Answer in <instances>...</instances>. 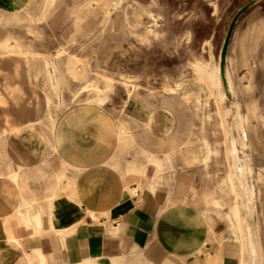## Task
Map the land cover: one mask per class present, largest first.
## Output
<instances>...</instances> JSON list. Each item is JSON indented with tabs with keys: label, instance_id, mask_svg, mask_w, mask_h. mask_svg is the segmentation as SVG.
I'll use <instances>...</instances> for the list:
<instances>
[{
	"label": "crops",
	"instance_id": "obj_1",
	"mask_svg": "<svg viewBox=\"0 0 264 264\" xmlns=\"http://www.w3.org/2000/svg\"><path fill=\"white\" fill-rule=\"evenodd\" d=\"M32 1L0 0V13L20 20ZM103 1L109 15L117 0ZM8 41L6 51L0 46V264H239L238 248L214 241L210 216L185 203V195L172 198L160 186L161 175L147 176L144 152L160 156L164 148L155 122L145 142L133 127L148 113L133 106L117 118L109 109L82 105L49 115L36 81L43 77L57 94L62 65L83 58L59 48L62 41L35 49L24 43L17 53L11 52L17 42ZM45 65H55L54 81ZM122 122L140 131L135 144L120 141ZM204 201L227 205L211 193ZM229 210L224 217L231 232Z\"/></svg>",
	"mask_w": 264,
	"mask_h": 264
},
{
	"label": "rangeland",
	"instance_id": "obj_2",
	"mask_svg": "<svg viewBox=\"0 0 264 264\" xmlns=\"http://www.w3.org/2000/svg\"><path fill=\"white\" fill-rule=\"evenodd\" d=\"M250 1L253 5L235 25L227 65L248 131L264 255V0H124L109 15L103 0H33L20 20H6L9 16L0 13V46L6 51L4 40L17 42L11 49L17 53L24 43L35 49L57 40L63 42L59 48L77 50L83 60L74 57L79 65H62L63 85L57 94L43 77L36 81L49 115L56 118L82 105L109 109L117 118L133 106L148 113L142 121L134 120L133 127L141 129L145 142L146 130L155 122L164 148L160 156L144 152L147 176L161 175L160 186L168 187L172 198L185 195V203L210 216L217 227L214 241L236 251L224 217L229 206L204 201L207 193L226 202L229 196L222 187V135L215 116H207L214 103L199 89L193 70L199 62L217 63L233 17ZM43 31H59V36L46 37ZM210 38L211 54L206 45ZM19 72L24 76L25 68ZM118 126L120 141L135 144L140 131L129 122Z\"/></svg>",
	"mask_w": 264,
	"mask_h": 264
},
{
	"label": "bare ground",
	"instance_id": "obj_3",
	"mask_svg": "<svg viewBox=\"0 0 264 264\" xmlns=\"http://www.w3.org/2000/svg\"><path fill=\"white\" fill-rule=\"evenodd\" d=\"M116 2L115 10L120 8L123 0ZM206 45L211 54L212 38L206 41ZM197 65L193 71L199 82L198 87L205 92L207 99L214 103V110L209 111L207 116L209 119L215 116L218 130L222 135L221 144L226 164V174L222 179V187L229 196V200L225 202L230 207L228 217L233 221L231 233L234 235L237 244L239 264H264L256 191L251 182L253 169L250 163V155L247 152L249 149L248 131L241 106L235 96L232 79L228 71L227 58L223 67L220 58L215 64L210 59L209 63L199 62ZM51 66L55 67V65H45V73H47L46 76L50 81H54L55 73L51 72ZM205 67L206 73L203 69ZM107 81L111 83L112 79ZM91 88L99 92L98 88ZM168 90L174 91L175 89L169 88ZM212 152L210 150V154Z\"/></svg>",
	"mask_w": 264,
	"mask_h": 264
},
{
	"label": "water",
	"instance_id": "obj_4",
	"mask_svg": "<svg viewBox=\"0 0 264 264\" xmlns=\"http://www.w3.org/2000/svg\"><path fill=\"white\" fill-rule=\"evenodd\" d=\"M254 1H250L249 3L245 4L243 7H241L238 12L235 14V16L233 17L231 24L228 28L223 46H222V50H221V55H220V62L222 67L224 66L225 62H226V58H227V51L229 48V44L231 41V37L235 28V25L238 21V18L241 16V14L243 12H245L251 5H253Z\"/></svg>",
	"mask_w": 264,
	"mask_h": 264
}]
</instances>
